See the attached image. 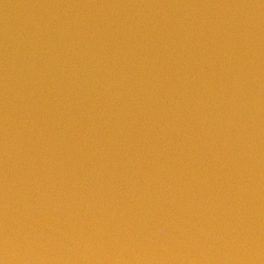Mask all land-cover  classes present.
I'll list each match as a JSON object with an SVG mask.
<instances>
[{"label": "water", "instance_id": "1", "mask_svg": "<svg viewBox=\"0 0 264 264\" xmlns=\"http://www.w3.org/2000/svg\"><path fill=\"white\" fill-rule=\"evenodd\" d=\"M0 264H264V0H0Z\"/></svg>", "mask_w": 264, "mask_h": 264}]
</instances>
